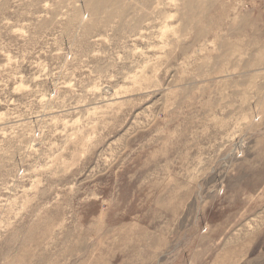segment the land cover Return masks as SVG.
Returning <instances> with one entry per match:
<instances>
[{"label": "rangeland", "instance_id": "374dc122", "mask_svg": "<svg viewBox=\"0 0 264 264\" xmlns=\"http://www.w3.org/2000/svg\"><path fill=\"white\" fill-rule=\"evenodd\" d=\"M103 7L0 0V264H264V0Z\"/></svg>", "mask_w": 264, "mask_h": 264}, {"label": "bare ground", "instance_id": "6f19581e", "mask_svg": "<svg viewBox=\"0 0 264 264\" xmlns=\"http://www.w3.org/2000/svg\"><path fill=\"white\" fill-rule=\"evenodd\" d=\"M95 10L101 9L104 5L109 4L110 0H88ZM104 8V7H103Z\"/></svg>", "mask_w": 264, "mask_h": 264}]
</instances>
